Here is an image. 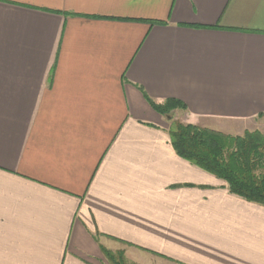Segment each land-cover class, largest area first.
Wrapping results in <instances>:
<instances>
[{"label":"crops","instance_id":"1","mask_svg":"<svg viewBox=\"0 0 264 264\" xmlns=\"http://www.w3.org/2000/svg\"><path fill=\"white\" fill-rule=\"evenodd\" d=\"M146 98L263 119L264 0H0V264H264V207L178 157Z\"/></svg>","mask_w":264,"mask_h":264},{"label":"trees","instance_id":"2","mask_svg":"<svg viewBox=\"0 0 264 264\" xmlns=\"http://www.w3.org/2000/svg\"><path fill=\"white\" fill-rule=\"evenodd\" d=\"M146 99L154 111L170 121L169 112L185 110L184 104L174 99L163 104ZM168 135L178 157L220 181L229 194L264 207V135L260 131L231 136L174 121ZM103 253L112 258L106 250Z\"/></svg>","mask_w":264,"mask_h":264},{"label":"rangeland","instance_id":"3","mask_svg":"<svg viewBox=\"0 0 264 264\" xmlns=\"http://www.w3.org/2000/svg\"><path fill=\"white\" fill-rule=\"evenodd\" d=\"M175 111V110H174ZM174 111H171L169 112V115H170V118H171V121L170 120H167L168 121V127L170 126V123L171 122H174V121H177V122H180V123H183L181 120H179V115H176L174 114L173 112ZM185 124V123H183ZM221 133L223 134H226V135H231V136H235V135H240L242 134L244 131H241L242 129H236V128H231V129H228V128H223L221 127ZM255 130H258L260 131L263 135H264V118L261 119V120H256L254 122V124H252L250 127H249V130L248 131H255ZM216 131V130H214ZM241 131V132H240ZM219 132V131H218ZM240 132V133H239ZM109 255L112 257L110 259L108 258H105L106 260V264H130L128 263V261L124 258V254H123V251H117V252H111V251H108L106 250ZM124 261V262H123Z\"/></svg>","mask_w":264,"mask_h":264}]
</instances>
